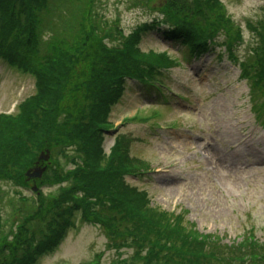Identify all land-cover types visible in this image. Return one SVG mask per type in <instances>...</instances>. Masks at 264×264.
<instances>
[{
	"label": "rangeland",
	"instance_id": "1",
	"mask_svg": "<svg viewBox=\"0 0 264 264\" xmlns=\"http://www.w3.org/2000/svg\"><path fill=\"white\" fill-rule=\"evenodd\" d=\"M181 1L190 5L195 2ZM165 2L50 0L48 9L38 17L32 41L26 37L13 52L0 51L3 238L11 240L20 232L23 221L30 229L24 217L32 211H49L48 205L57 203L74 209L71 212L68 208L65 214L59 240L40 253L34 251L56 229H50L45 217L37 215L33 226L39 233L25 250L29 255L28 260L23 258L25 264L142 263L135 256L147 249L139 250L135 239L140 235L132 233V224L115 211L111 214L110 208L108 212L83 189L73 190L77 182L72 173L86 168V153L95 146L85 144L83 139L81 144L62 143L64 135L59 127L70 129L82 99L81 92L73 91V83L83 78V72L89 77L93 74L89 62L71 63L74 80L59 88L57 98L45 108L49 111H40L33 102L41 92L36 72H42L41 67L59 48H69L79 38L89 42L92 36L112 56L127 58L120 51L129 48L136 28L162 19ZM220 3L222 9L215 15L224 19L221 23L216 19L220 30L210 53L183 50L179 43L161 37L155 30L141 34L134 42L141 57H129L127 64L133 72L137 67L146 69L147 82L124 78L117 98L108 102L107 126L99 138L103 157L99 164L111 172L113 166L106 165L104 158L119 147L125 159L118 161L122 157L119 154L121 157H114L113 164L121 165V170L124 167L120 177L125 184L144 193L151 216L165 213L180 221L185 227L181 235L211 236L209 242L219 245L224 257L233 260H229L231 264H264V0ZM191 16L196 14L192 12ZM158 55L164 57L165 65L153 64V60L161 59ZM142 57L147 61L141 62ZM34 109L42 119L50 118L55 111L50 140L53 145L48 147L49 153L46 149L38 152L44 158L42 163L27 169L33 174L46 165L44 176L38 180L27 178L25 171L22 180L17 175L20 163L4 159L16 153L10 146L15 142L11 141L10 126L19 127L6 117L19 118L21 126L27 121L23 129H32L36 121L33 116L29 120ZM23 131L18 132L20 138ZM232 131L236 134L230 137ZM247 133L252 135L244 143L237 141L239 151L234 154L231 142ZM25 145V152H31V146ZM11 159L19 162L13 156ZM98 211L108 214L110 223L104 224L100 220L104 216ZM177 237L181 239L179 234ZM203 251L207 249L203 247ZM219 258L215 254L207 263L218 264L215 259Z\"/></svg>",
	"mask_w": 264,
	"mask_h": 264
},
{
	"label": "trees",
	"instance_id": "2",
	"mask_svg": "<svg viewBox=\"0 0 264 264\" xmlns=\"http://www.w3.org/2000/svg\"><path fill=\"white\" fill-rule=\"evenodd\" d=\"M49 3L50 0H0V51L13 52L18 46L17 44L23 38L26 40V37L32 41L38 17L41 12L48 9ZM193 3L194 5H190L181 0H166L162 8V19L146 22L143 26L136 28L129 42L130 49L126 47L123 52H120L132 57V59L133 57H141L140 52L134 46V42H138L141 34L145 35L152 30L157 31L161 37L171 40L173 43H179L183 50L188 49L191 53L211 52L215 38L220 30L216 19L220 23L224 19L223 16L218 17L215 15V12H219L222 9L220 0H195ZM191 11L200 20H197L196 16H191ZM212 19L215 21L210 22L209 20ZM12 31H14V35L11 41L8 42L7 38L12 35ZM91 39L89 42H83V39L79 38L69 48H59L58 52L50 56L49 60L41 67L42 72H36V75L40 76L41 92L37 96V102L34 100L33 103L34 106H38L40 111H49L45 108L50 101L53 102V99L57 98L59 88L65 87V85L68 86L74 80L71 75L74 70L71 63L87 61L91 65L90 71L93 74L89 77L83 72V78L77 79L73 83V91L81 92L80 97L82 99L78 103L77 113L72 118L73 122L70 123V129L69 127H63V125L59 127V131L64 135L60 139L62 143L73 141L81 144L83 139L85 144L95 146V149H89L86 153L87 158L85 157V160L88 161L85 165L86 168L77 173H72L77 182V186L73 190L83 189L86 193L85 195L88 194L92 198L94 197L95 202L103 204L107 211V208H110L111 214L115 211L118 214L117 216L132 224V233L135 236L140 235L139 239H135V242L138 243V248H140L139 250L144 252L147 249L144 254L141 252L140 255L135 256L137 261L139 259L142 262L141 264H208L207 260L209 257L215 256V254L221 256V259H215L218 264H229L232 260L230 259L231 257H224L219 245L215 242H209L211 236H193L188 233L190 237L193 236V238H189L187 235H181L185 227L175 218L172 219L165 213L150 215V209L147 207L148 202L144 193L125 184L120 177L123 174L124 167L121 170V165L115 166L113 164L114 157L118 158L122 155L117 160L124 161L125 159L124 151L120 150L119 147H114L112 154L104 158L106 165L108 163L111 167L113 166L111 172H108V169L102 168V165L99 164L103 158L99 148V138L104 133L105 124L107 126V123L104 122L109 118L108 102L116 97L115 95L123 86L124 78H133L136 79L135 81L143 83L147 82L145 80L149 73L146 69H139V67L133 72L127 64L129 57L122 58L121 54V58L114 57L103 50L92 36ZM92 49L95 51L89 54ZM158 57L161 59L156 60L154 58L153 64L165 65L166 60L162 59L164 57L159 55ZM142 59L141 62L147 61L144 57ZM99 65H103V68H99ZM38 109H34L35 111L30 113L29 121L32 119L31 116L36 121V127L32 129H23L27 121L22 127L19 118L6 117L8 121H11L14 125H19V127L9 125L13 135L11 141H15L10 143V146H13V150L16 153L13 155V152L12 155L4 159L9 158L13 164L20 163L21 166L19 171H17V175H20L22 180L25 178L24 172L37 161L38 152L53 145V141L50 140L52 138L51 130L53 131L54 129L52 116L55 111H52L50 118L42 119ZM19 131H23L21 132V138L19 137ZM65 133L68 135H65ZM24 135L27 138L23 139ZM25 144L31 146V152H25ZM119 154L121 155L119 156ZM12 156L13 159L16 158L19 162L13 161L11 159ZM59 177L61 178V176ZM70 191L64 190L67 193H71ZM56 200L52 199L51 201L56 202ZM86 203L89 204V201H86ZM57 204L48 205L49 211L40 209L39 213L32 211L27 214L24 219L30 229L24 225L23 221L20 223V232H17L11 240L3 238L4 234L0 230V264H25L23 258L24 260L29 258L28 252L25 250L28 245H33L32 240L39 233L33 226V220L37 219L38 214L45 217V220L48 221L47 226L50 229H56V231L47 240L41 242L34 252L40 253L59 240L60 232L62 231L61 224L65 214L68 213V208L71 209V212L74 209L67 204L63 206L64 203ZM116 206L121 209H117ZM98 212L104 216L100 219L104 224L107 225L108 221L110 223L108 214L104 215L102 212ZM98 212L96 215L100 216ZM177 234H179L181 239H178ZM195 238L201 239L199 241ZM213 239L215 241V237ZM203 247L207 249V252L203 251ZM30 254L31 259L32 253L30 252ZM172 254H174L173 257Z\"/></svg>",
	"mask_w": 264,
	"mask_h": 264
},
{
	"label": "bare ground",
	"instance_id": "3",
	"mask_svg": "<svg viewBox=\"0 0 264 264\" xmlns=\"http://www.w3.org/2000/svg\"><path fill=\"white\" fill-rule=\"evenodd\" d=\"M234 128H237V127H235L234 126ZM234 134H236V132L235 131H232V133H231V135H230V137H232ZM252 135V133H247V134H244L243 135V137H241V138H239V137H237L235 140H233L231 143H233V147H232V152L234 153V154H236L238 151H239V149H238V145L242 142V143H244L245 141H248L249 140V137ZM238 140H241L240 141V143L238 144L237 143V141ZM236 143H237V145H236Z\"/></svg>",
	"mask_w": 264,
	"mask_h": 264
},
{
	"label": "water",
	"instance_id": "4",
	"mask_svg": "<svg viewBox=\"0 0 264 264\" xmlns=\"http://www.w3.org/2000/svg\"><path fill=\"white\" fill-rule=\"evenodd\" d=\"M42 158H43V157L41 156V159H42ZM45 159H47V157H46ZM43 170H44V169H41V170H39V171L36 170L33 174L28 173V175H29V176H32V177H41Z\"/></svg>",
	"mask_w": 264,
	"mask_h": 264
}]
</instances>
